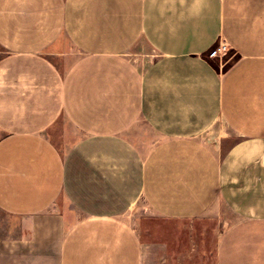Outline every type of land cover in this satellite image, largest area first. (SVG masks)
<instances>
[{
	"label": "crops",
	"instance_id": "obj_1",
	"mask_svg": "<svg viewBox=\"0 0 264 264\" xmlns=\"http://www.w3.org/2000/svg\"><path fill=\"white\" fill-rule=\"evenodd\" d=\"M0 135V264H264V0H0Z\"/></svg>",
	"mask_w": 264,
	"mask_h": 264
},
{
	"label": "rangeland",
	"instance_id": "obj_2",
	"mask_svg": "<svg viewBox=\"0 0 264 264\" xmlns=\"http://www.w3.org/2000/svg\"><path fill=\"white\" fill-rule=\"evenodd\" d=\"M228 56V55H227ZM63 122L62 119L59 120V123ZM136 132H131L132 137L134 138ZM62 132H54V138L57 143H61L62 140ZM1 137V135H0ZM154 139H156V136L154 135ZM210 219H206V221H202L199 224L204 227L206 226L211 227L212 224L214 227L217 226L218 222L226 220V221H233L234 217L231 215V213L224 209L222 211V216H214L209 217ZM129 219L132 221V223L137 227L139 230V234L144 239H150V240H156L160 239L162 237V231L164 230V233L166 236L168 234H175L176 230L179 228L184 227L185 225L183 223L179 222H173L166 220L159 215H156L153 213L146 205L144 201H141L138 208L133 211ZM0 235H5V213L0 211ZM214 236H207V240L212 242L214 240Z\"/></svg>",
	"mask_w": 264,
	"mask_h": 264
},
{
	"label": "built area",
	"instance_id": "obj_3",
	"mask_svg": "<svg viewBox=\"0 0 264 264\" xmlns=\"http://www.w3.org/2000/svg\"><path fill=\"white\" fill-rule=\"evenodd\" d=\"M230 52V47L226 43H219L213 45L208 50V58L216 59V58H224Z\"/></svg>",
	"mask_w": 264,
	"mask_h": 264
}]
</instances>
